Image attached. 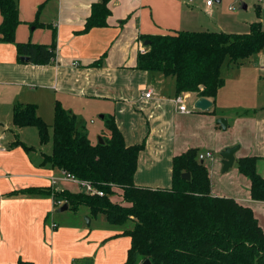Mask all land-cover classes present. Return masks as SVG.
Returning <instances> with one entry per match:
<instances>
[{
  "label": "crops",
  "instance_id": "0c3cea01",
  "mask_svg": "<svg viewBox=\"0 0 264 264\" xmlns=\"http://www.w3.org/2000/svg\"><path fill=\"white\" fill-rule=\"evenodd\" d=\"M100 1L18 0L20 23L15 42L3 41L0 34V264H19L21 260L73 264L77 257L80 264H122L131 246L130 237L123 234L130 225L111 224L90 209V226L82 215L88 209L73 224L57 225L54 192L84 191L66 179L61 169L42 164L41 147L35 146L36 140L43 145L38 129L13 123L18 104H35L52 136L59 101L76 115L93 144L97 137H110L106 121L114 118L127 145L144 143L134 176L138 186L171 188L173 158L189 149L222 152L239 145L232 167L238 166L241 157L264 156V113L258 108L263 104L255 101L261 95L255 84L259 88L264 80V49L232 65L238 72L225 75L216 98H209L213 102L210 108H194L199 96L184 93L190 109L184 113L175 102L173 76L136 68L142 47L147 49L141 36L228 30L232 26L220 22L219 7L207 5L206 0H109L108 25L82 32L93 5ZM223 1L237 2L216 0ZM242 1L248 8V0ZM252 1L258 16L263 17L264 5ZM2 20L0 10V24ZM18 42L55 43V60L44 65L24 60ZM148 90H152L150 97L145 96ZM221 117L227 119V129L217 123ZM18 140L22 143L17 144ZM24 145L34 149L28 151ZM203 163L210 175L222 165L215 157ZM232 170L224 183L212 185V193L252 207L264 231V201L253 200L250 180L239 169ZM61 199L63 207L67 202ZM80 207L73 210L68 204L75 213ZM99 215L104 217L97 220ZM77 245L83 249L69 252Z\"/></svg>",
  "mask_w": 264,
  "mask_h": 264
},
{
  "label": "trees",
  "instance_id": "16d2710c",
  "mask_svg": "<svg viewBox=\"0 0 264 264\" xmlns=\"http://www.w3.org/2000/svg\"><path fill=\"white\" fill-rule=\"evenodd\" d=\"M108 2L101 0L93 5L82 32L108 25ZM0 10L1 39L15 42L20 23L18 0H0ZM141 38L150 44L139 53L136 68L173 76L177 95L190 92L210 99L216 98L225 83L221 68L227 59L231 65L241 64L264 49L262 22L251 23L248 33L178 31ZM17 48L20 56L39 65L52 63L56 57L55 43L18 42ZM13 123L18 127L35 126L43 145L52 138V152L43 155V165L66 170L104 192L99 196L64 190L54 192L55 198H64L73 210L88 206L93 215L103 214L117 226L133 223L123 233L130 237L131 246L122 264H141L146 259L152 264H264V231L253 208L212 193L210 172L198 160L197 149L173 158L171 188H150L134 182L144 143L127 145L114 118L106 121L110 137L96 144L80 127L76 115L59 101L52 136L32 103L15 106ZM257 162L256 155L241 157L238 169L251 182V198L264 201V177L258 172ZM184 172H190V180L182 177ZM117 191L122 202L111 199ZM19 264L32 263L21 260Z\"/></svg>",
  "mask_w": 264,
  "mask_h": 264
},
{
  "label": "rangeland",
  "instance_id": "374dc122",
  "mask_svg": "<svg viewBox=\"0 0 264 264\" xmlns=\"http://www.w3.org/2000/svg\"><path fill=\"white\" fill-rule=\"evenodd\" d=\"M242 0H237V2H229L227 4H225V2H216V0H214L215 6L219 7V17H220V22H225L230 24V26L232 27H228V30H224L225 32H232V33H248L251 30V23L253 22H262L263 27H264V15H262L263 17H259L258 13L255 10V7L253 5V1L252 0H248V4L249 7L246 9H242L241 5H242ZM219 30V29H217ZM247 65V64H246ZM238 67L237 66H232L229 64V60H226L225 63L222 66V76L225 78V75L228 74H234L233 72L235 71V74L238 72ZM237 71V72H236ZM257 72V70H255V73ZM259 89L261 90L257 99H255V101L258 102L259 104H263V105H259V110L263 111L264 113V80L260 83L259 88L257 87V85L255 84V90ZM189 107H192L191 102L188 103ZM263 106V108H261ZM35 131L36 128L34 127ZM52 129V126H51ZM103 138V137H101ZM105 138V137H104ZM95 142H99V137H97V139H95ZM35 142H37V145L35 146H39L41 147L38 153L42 152V155H44L46 152L47 153H51L52 152V146H53V142L52 139L50 140L49 143L44 144V145H40L38 143V141L36 140ZM214 157L219 159L220 162L222 163V156H221V151L217 152L214 149L212 150ZM44 157V156H43ZM257 167H258V171L259 173L264 176V156H262V158H258V162H257ZM238 169V166H234L231 169H229L228 171L224 172L223 171V163L220 167V169L216 172L213 173V170H211V180H212V185L213 184H222L225 182L224 177L228 176L229 179V175H232V173L235 170L232 169ZM232 170V171H231ZM223 178V180H222ZM248 178V177H247ZM249 179V178H248ZM81 191H85L84 188H80ZM219 196V195H218ZM111 199L113 201H121L123 200V198L121 197V194L119 191H117V193H115L114 195L111 196ZM61 208V206H57L55 207V220L57 222V225L60 223V227L61 226H66L69 224H73L74 220L77 219L78 215L80 216L83 212V210L88 209V213L86 214H82L83 215V219L86 221V217L91 218V213H90V208L86 207V206H82L80 207L78 212H74L72 209H68L66 211H60L59 209ZM103 215H99L97 217V220H101V218H103ZM53 224V223H52ZM96 225V223H95ZM131 226V228L133 227L131 222H127L126 226ZM89 230H93V227L88 228ZM71 241V240H70ZM82 248V246H75L73 248H71L69 250L70 251H80ZM80 257H77L76 260H74L72 263L73 264H80L79 263V259Z\"/></svg>",
  "mask_w": 264,
  "mask_h": 264
},
{
  "label": "water",
  "instance_id": "95a60500",
  "mask_svg": "<svg viewBox=\"0 0 264 264\" xmlns=\"http://www.w3.org/2000/svg\"><path fill=\"white\" fill-rule=\"evenodd\" d=\"M241 8L246 9L247 5L245 3H242ZM148 44H150V41L146 40L144 42V45H148ZM22 59L29 60V58L25 57V56H23ZM212 105H213V102L207 97H199L195 100V102L193 104L194 108L201 109V110H206V109L210 108ZM102 117H103V115H102ZM217 123H219V125H221V127L223 129H227V127H228V121L224 117L218 118ZM99 142L103 143L104 142L103 138L99 137ZM238 149H239V145H236L233 147H227L221 152V156L223 158L222 163H223V171L224 172L228 171L233 166V164L235 162V153ZM182 177L184 179L190 180L191 174H190V172H184V173H182ZM66 209H68V203H66L63 207H61L60 211H64ZM86 221H87V225L90 226V218L89 217H86ZM141 264H152V262L150 259H146Z\"/></svg>",
  "mask_w": 264,
  "mask_h": 264
},
{
  "label": "built area",
  "instance_id": "2783aa9c",
  "mask_svg": "<svg viewBox=\"0 0 264 264\" xmlns=\"http://www.w3.org/2000/svg\"><path fill=\"white\" fill-rule=\"evenodd\" d=\"M263 5H264V0H259ZM207 5H212L214 3V0H206ZM146 51L144 47H142L141 52ZM152 94V90H148L145 92L146 97H150ZM175 102L178 105V108L181 112L187 113L190 112V109L188 108L186 104V99H185V94L181 93L179 95H176L175 97ZM214 154L211 151H205V152H199L198 153V160L199 161H204L206 158H213ZM62 173L64 177L70 181H73L76 183L80 188L85 189V193L90 194V195H99L103 196L104 192L97 187H95L90 181H85L82 179H79L76 175L66 171L62 170ZM64 204V200L61 198H54V205L57 206H62ZM55 226V224H54Z\"/></svg>",
  "mask_w": 264,
  "mask_h": 264
}]
</instances>
